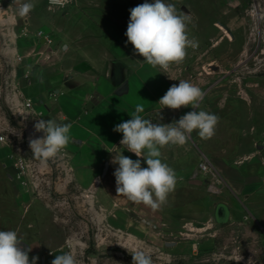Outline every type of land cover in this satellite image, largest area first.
Here are the masks:
<instances>
[{
	"label": "rangeland",
	"instance_id": "374dc122",
	"mask_svg": "<svg viewBox=\"0 0 264 264\" xmlns=\"http://www.w3.org/2000/svg\"><path fill=\"white\" fill-rule=\"evenodd\" d=\"M0 1V126L14 139V146H0V231H16L25 250L30 245L48 251L37 264H51L55 255L67 251L78 264H132L130 252L137 248L150 253L153 264H264V189L257 193L258 202L253 197L242 204L223 180L218 192L212 190L210 176L196 164L197 172L189 178L193 186L177 185L167 203L153 210L116 202L110 183L116 169L113 150L98 157L92 150L75 155L66 148L41 166L29 140L44 134L35 131V116L16 104V71L22 64L9 58L15 28L28 18L18 16L13 0ZM24 2L35 6L26 17L36 31L49 29L55 40L67 26L76 35L107 38L102 47L113 57L102 66L118 82L133 74V91L141 83V70L148 71L153 123L169 124L193 111L159 104L173 84L186 80L200 87L204 98L199 110L217 115L219 122L211 139H194L196 131L190 135L199 156L207 151L228 166L254 157L264 170V0H165L191 17L188 34L198 42L187 49L182 63L168 70L143 62L127 43L130 9L145 0ZM92 63L83 61L85 67ZM18 155L28 162L23 170L16 166ZM131 159H140L144 167L141 157ZM195 201V206L189 204Z\"/></svg>",
	"mask_w": 264,
	"mask_h": 264
},
{
	"label": "crops",
	"instance_id": "0c3cea01",
	"mask_svg": "<svg viewBox=\"0 0 264 264\" xmlns=\"http://www.w3.org/2000/svg\"><path fill=\"white\" fill-rule=\"evenodd\" d=\"M25 19L15 28L14 46L9 49L12 62L15 65L22 64L20 69L17 68L15 83L23 97L33 100L34 106L41 110L45 120L51 118L60 124L71 123L70 143L66 148L77 152L75 155L84 149L92 150L93 156L98 157L106 155L109 150H113L114 156L115 152L121 151L125 155L123 148L119 149L123 134L113 129L131 119L137 105L144 108L140 115L149 119L148 71L141 70V83H137L136 90L133 91V74H129L124 82H118V78L112 76L106 65V68L102 66L103 62H108L113 57L109 50L102 47L107 38H103L99 33H96V36H81L80 33L76 35L70 30V26H67L62 27L60 38L55 40L49 29L36 31V26L30 22V16ZM97 26L95 22L94 27ZM47 27H50L49 24ZM98 29H101V25ZM41 31L46 38L39 36ZM87 59L93 62L92 66H84L83 61ZM193 137L199 139L198 134H193ZM191 138L189 136L183 146L168 145L161 149L163 162L173 168L179 178L178 187L193 186L189 183V178L197 172L194 167L204 157L213 164L223 182L234 193L236 200L247 204L251 202L248 199L254 197V202H258L257 193L264 189V170L259 160L250 157L244 163L228 166L224 158L219 159L207 151L200 157ZM129 156L136 158L132 152ZM141 158L143 166L147 167L143 157ZM114 166L118 167L117 164L112 167ZM112 172L113 169L110 183L116 202H130L122 194L117 195L115 176ZM189 204L195 206L197 202ZM47 252L43 248H31L29 256L36 255L42 262Z\"/></svg>",
	"mask_w": 264,
	"mask_h": 264
},
{
	"label": "clouds",
	"instance_id": "9594fccd",
	"mask_svg": "<svg viewBox=\"0 0 264 264\" xmlns=\"http://www.w3.org/2000/svg\"><path fill=\"white\" fill-rule=\"evenodd\" d=\"M19 17H26L34 9V4L24 0H13ZM191 17L178 12L176 6L165 0L137 5L130 9V20L125 33L127 43L133 45L134 52L144 58L143 62L152 67L168 70L173 64L182 63L189 47H198V42L190 38L188 24ZM204 92L189 81L180 80L173 84L160 98L159 104L172 110L191 107L179 120L169 124L153 123L143 118L142 105H137L131 119L116 125L115 132L123 134L120 145L141 160H133L121 152L111 160L118 167L114 171L117 195L122 194L129 201L158 210L167 203L168 197L176 189L178 176L173 168L162 160L161 149L168 145L183 146L189 136L196 131L203 140L215 135L219 117L200 109ZM36 132H43L41 138H30L29 147L35 160L47 166L70 143L71 123L60 124L54 119H40L34 125ZM21 237L16 231H0V264H37L38 256L29 260V247H22ZM129 250V249H128ZM130 252V251H129ZM132 264H153L150 253L137 248L131 251ZM51 264H78L71 251L55 255Z\"/></svg>",
	"mask_w": 264,
	"mask_h": 264
},
{
	"label": "built area",
	"instance_id": "2783aa9c",
	"mask_svg": "<svg viewBox=\"0 0 264 264\" xmlns=\"http://www.w3.org/2000/svg\"><path fill=\"white\" fill-rule=\"evenodd\" d=\"M1 6L2 3L0 1ZM39 36H43L46 38L45 35H43L42 31L39 32ZM50 41V40H49ZM16 104L19 105L20 110L22 109V112L26 115H33L36 118V122H38L40 119H44L42 117V112L38 108L34 106L33 100L30 98L23 97L22 93L20 91L16 92ZM6 131V132H5ZM14 143V139L11 138L9 132H7L6 127L0 126V144H5L9 147L14 146L12 145ZM15 155V153H14ZM16 166L20 168V170H23L28 166V162L22 158L20 155L17 156ZM198 170L200 173L208 174L211 178V189L215 192L219 191V185L221 184L222 178L219 176L218 172L216 171L213 164L207 159L202 158L198 164ZM21 175V173L19 174Z\"/></svg>",
	"mask_w": 264,
	"mask_h": 264
},
{
	"label": "bare ground",
	"instance_id": "6f19581e",
	"mask_svg": "<svg viewBox=\"0 0 264 264\" xmlns=\"http://www.w3.org/2000/svg\"><path fill=\"white\" fill-rule=\"evenodd\" d=\"M3 10V8H2V6H1V4H0V11H2ZM87 197H90V194H87L86 195Z\"/></svg>",
	"mask_w": 264,
	"mask_h": 264
},
{
	"label": "flooded vegetation",
	"instance_id": "af4514ba",
	"mask_svg": "<svg viewBox=\"0 0 264 264\" xmlns=\"http://www.w3.org/2000/svg\"><path fill=\"white\" fill-rule=\"evenodd\" d=\"M219 211H220V212H222V211H223V209H222V208H219Z\"/></svg>",
	"mask_w": 264,
	"mask_h": 264
},
{
	"label": "water",
	"instance_id": "95a60500",
	"mask_svg": "<svg viewBox=\"0 0 264 264\" xmlns=\"http://www.w3.org/2000/svg\"><path fill=\"white\" fill-rule=\"evenodd\" d=\"M219 214H220V216H223V215H222V212H220V211H219Z\"/></svg>",
	"mask_w": 264,
	"mask_h": 264
},
{
	"label": "trees",
	"instance_id": "16d2710c",
	"mask_svg": "<svg viewBox=\"0 0 264 264\" xmlns=\"http://www.w3.org/2000/svg\"><path fill=\"white\" fill-rule=\"evenodd\" d=\"M219 207H220V208H222V209L224 208V206H222V205H221V206H219Z\"/></svg>",
	"mask_w": 264,
	"mask_h": 264
}]
</instances>
